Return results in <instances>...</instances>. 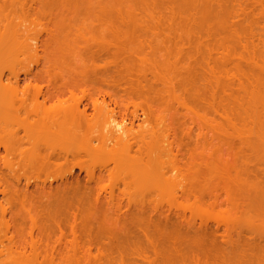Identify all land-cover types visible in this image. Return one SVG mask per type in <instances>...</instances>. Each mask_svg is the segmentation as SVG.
Returning <instances> with one entry per match:
<instances>
[{
	"label": "rangeland",
	"instance_id": "374dc122",
	"mask_svg": "<svg viewBox=\"0 0 264 264\" xmlns=\"http://www.w3.org/2000/svg\"><path fill=\"white\" fill-rule=\"evenodd\" d=\"M233 1L231 23L263 48L264 0ZM98 12L97 0H0V264L17 242L21 264H264V146L191 98L197 79L210 93L209 68L164 35L168 20L103 36ZM158 39L175 62L172 144L147 168L137 126L161 86L146 61ZM107 116L137 129L107 140Z\"/></svg>",
	"mask_w": 264,
	"mask_h": 264
},
{
	"label": "bare ground",
	"instance_id": "6f19581e",
	"mask_svg": "<svg viewBox=\"0 0 264 264\" xmlns=\"http://www.w3.org/2000/svg\"><path fill=\"white\" fill-rule=\"evenodd\" d=\"M162 1L97 0L102 35L117 34L118 36H125L131 33L139 34L136 33L138 30H147L154 33L157 31L159 33L155 29L156 26H158L156 28H159V24H155L156 19L163 18V20L165 19L163 21L164 23L168 20L165 24L167 25L169 23V27L167 26L168 30L164 32V35L168 33V35L175 34L183 37L188 42L187 44L191 46L193 53L198 55L200 61L205 62L207 68H209V71H207L209 77L208 83L210 85V93L208 94L209 91L207 92L209 96H204L206 92L202 89L201 84H199L201 79H197L190 84V88L188 89L191 98L194 101H201L208 97L209 102H207L211 113L220 115L232 127L246 131L250 136L255 138L258 145L264 146V38L262 39L263 48H259L250 39L251 37H247L246 30L243 26L231 23V19L235 17L234 12L236 11L230 6L232 0H165L164 3ZM165 10L166 13L164 12ZM236 14L238 15V13ZM154 20L155 22L153 23ZM127 23H129L128 26L131 25L132 27L133 25L131 28L132 31L131 29L127 31L126 28H123V25ZM127 38L129 39L130 37ZM134 41L136 43V40ZM150 47L152 53L146 61L150 62L151 71L154 72L153 80L159 81L161 86L159 89L157 88L158 90L149 87L147 91L154 96L163 97L166 95L167 98L165 96L160 99L163 101H161L163 104L161 102L157 103L155 97L152 96V99H155L153 101L150 99L151 97H148L150 96L148 93L146 96V107L143 109V113L147 119H143L144 122L140 125L138 124L139 127L137 126L140 129L139 133L142 144H145L147 150V157H145L147 162L144 163L147 168L166 151L165 146L167 145L164 144H172V141H169L167 137L165 138L166 135L164 137L162 136L164 135L162 128L163 124L166 123L167 116L170 115L168 113L173 112L172 109L170 111L168 110L171 106L168 107L167 99L170 96H175V91L173 90L175 62L172 60L174 56L170 57L172 55V51H170L171 45L158 39L152 41ZM213 51H216V53ZM211 53H214L215 57ZM217 54L219 55V59L216 56ZM229 58L238 59H236V62H233L234 64L231 63V66V60ZM145 79V81L149 80L147 78ZM233 84L236 85L238 90L234 91ZM156 91L158 95H156ZM163 105L165 106L163 107ZM135 112L137 114V111ZM170 116H168V120L169 118L170 120L173 119L174 113H171ZM111 118H105L104 122H102V129L103 131L106 130V133L102 135L107 140L121 143L125 137L133 135L134 129L136 128L134 121H131L128 127L126 124L116 122L115 119L111 120ZM210 121L212 123L211 125L215 127L218 126L221 128L222 125L224 126V124L215 118H211ZM146 125L147 127L145 128ZM125 157L127 156L123 154L122 158L119 159V166L124 169H134L135 166L133 164H130L132 168L130 166L127 167L129 164ZM146 167L145 169H147ZM1 244L3 245V243ZM20 246L21 244L17 242L16 253L18 256L12 250L9 252L11 256V259L8 260L9 263L21 264V261H19V255L22 254L20 252ZM6 250L0 253L1 256Z\"/></svg>",
	"mask_w": 264,
	"mask_h": 264
}]
</instances>
